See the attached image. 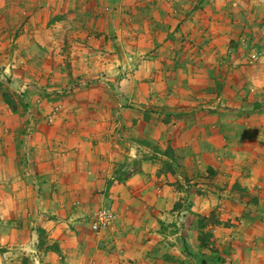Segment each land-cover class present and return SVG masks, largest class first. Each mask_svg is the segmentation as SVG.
I'll list each match as a JSON object with an SVG mask.
<instances>
[{"label":"crops","instance_id":"crops-1","mask_svg":"<svg viewBox=\"0 0 264 264\" xmlns=\"http://www.w3.org/2000/svg\"><path fill=\"white\" fill-rule=\"evenodd\" d=\"M0 74V264H264V0H0Z\"/></svg>","mask_w":264,"mask_h":264},{"label":"rangeland","instance_id":"rangeland-1","mask_svg":"<svg viewBox=\"0 0 264 264\" xmlns=\"http://www.w3.org/2000/svg\"><path fill=\"white\" fill-rule=\"evenodd\" d=\"M12 78V77H11ZM10 77H8L7 75L5 76V74H0V85L4 86L5 89L0 88V91L2 92V95L4 97V95L8 96V99L12 102V104L15 106L16 111L15 114L18 113L19 115H21L22 118H24V113L26 114V112H29V105L27 103H29V101H33L34 102H38L39 99H44L49 97V95L46 94H40L39 92L36 91V89H33L31 87V91L29 90V92L31 93V96L28 95L27 91L25 92H20L19 89H15L12 85H11V79ZM34 85V84H33ZM14 89V90H13ZM26 89V88H25ZM35 90V91H34ZM16 91V92H14ZM36 93V94H35ZM11 109V108H10ZM17 112V113H16ZM24 112V113H23ZM31 113V112H30ZM30 113H27V115H29ZM26 130V128H25ZM205 235H208L207 233ZM205 235H203V238L205 239ZM40 249L44 250L45 252H47L48 250H52V245H48L47 244V237L44 235V233H40ZM209 239H207L208 242ZM207 250H209L208 253L201 255L200 253H196V252H188L189 254V258L193 259L191 260L192 262L197 261L200 262L201 264L204 263V260H210L212 257H215L213 255V248H209L207 247ZM22 264H32V262L29 260V258H25L22 260Z\"/></svg>","mask_w":264,"mask_h":264},{"label":"built area","instance_id":"built-area-1","mask_svg":"<svg viewBox=\"0 0 264 264\" xmlns=\"http://www.w3.org/2000/svg\"><path fill=\"white\" fill-rule=\"evenodd\" d=\"M260 58L258 54L250 56L251 61H257ZM116 221V215L105 208L97 210L91 218L90 230L92 233L100 234L113 229Z\"/></svg>","mask_w":264,"mask_h":264},{"label":"trees","instance_id":"trees-1","mask_svg":"<svg viewBox=\"0 0 264 264\" xmlns=\"http://www.w3.org/2000/svg\"><path fill=\"white\" fill-rule=\"evenodd\" d=\"M3 99H4V102L11 108V110L13 112H15L16 111V108L12 104V102L8 99V96L4 95ZM203 235H205V234L204 233L200 234L199 242H200L201 248H207L206 245H205V242L209 238V235H205V239L203 238ZM53 247L54 246H52V248H51L52 250H54Z\"/></svg>","mask_w":264,"mask_h":264}]
</instances>
